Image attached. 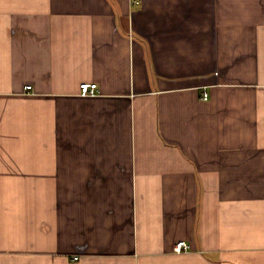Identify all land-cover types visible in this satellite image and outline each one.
Listing matches in <instances>:
<instances>
[{
	"label": "crops",
	"instance_id": "obj_1",
	"mask_svg": "<svg viewBox=\"0 0 264 264\" xmlns=\"http://www.w3.org/2000/svg\"><path fill=\"white\" fill-rule=\"evenodd\" d=\"M0 264H264V0H0Z\"/></svg>",
	"mask_w": 264,
	"mask_h": 264
},
{
	"label": "built area",
	"instance_id": "obj_2",
	"mask_svg": "<svg viewBox=\"0 0 264 264\" xmlns=\"http://www.w3.org/2000/svg\"><path fill=\"white\" fill-rule=\"evenodd\" d=\"M139 2L140 0H133V3L138 4ZM31 88H32L31 85L27 86V89H31ZM97 88H98L97 83L95 82H82L80 84V95L93 96L96 94ZM203 98L207 99L206 93H204ZM189 247L190 246L184 240H180L176 242V244L173 247V250L174 252L181 253V252L187 251ZM75 259H77V257H75Z\"/></svg>",
	"mask_w": 264,
	"mask_h": 264
}]
</instances>
